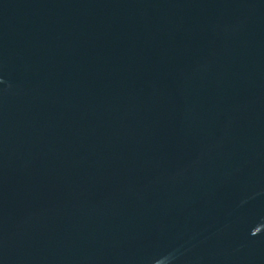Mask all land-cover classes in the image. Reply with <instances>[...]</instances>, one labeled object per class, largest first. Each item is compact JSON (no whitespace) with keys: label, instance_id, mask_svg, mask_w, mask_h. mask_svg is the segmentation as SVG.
<instances>
[{"label":"water","instance_id":"water-1","mask_svg":"<svg viewBox=\"0 0 264 264\" xmlns=\"http://www.w3.org/2000/svg\"><path fill=\"white\" fill-rule=\"evenodd\" d=\"M0 264H264V0H0Z\"/></svg>","mask_w":264,"mask_h":264}]
</instances>
